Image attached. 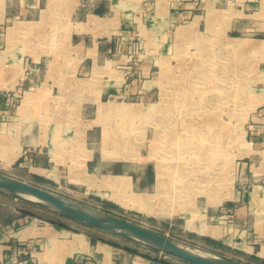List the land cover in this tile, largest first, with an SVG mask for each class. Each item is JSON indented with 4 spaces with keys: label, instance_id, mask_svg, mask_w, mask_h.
<instances>
[{
    "label": "rangeland",
    "instance_id": "1",
    "mask_svg": "<svg viewBox=\"0 0 264 264\" xmlns=\"http://www.w3.org/2000/svg\"><path fill=\"white\" fill-rule=\"evenodd\" d=\"M64 1L59 4L56 0H49L46 10H43L42 22L51 17V14L55 19L51 21L53 29L50 31V39H48L49 34H46L45 39H39L32 35L20 36L21 42L26 44L24 52L29 54V61L31 58L38 60L32 64L28 62L25 64L26 66L32 65L36 74H49L48 72H50L53 75H61L53 79L54 83L51 82L50 94L43 93L41 99L37 97L33 99L30 112H27L24 117L27 119L23 126L22 124L19 126V135L17 134V138H15L17 140L26 137L28 133L30 135L34 133L38 138L45 132L51 138L53 132L62 148L64 159L62 158L61 163L63 166L59 168L57 165L62 171H59L57 167L56 170H53L52 166L45 171L32 168L24 159L15 158L17 151L14 141L8 144V142L0 140V172L44 187L67 199L166 233L181 244L217 254L221 253V255L239 259L248 264H263L260 259L247 253L248 251L256 252L257 249L256 245L251 244L249 240L252 231L251 219L241 227L237 226L236 222H230L229 218L234 215L232 212V216L228 219L215 217L217 214L223 215L221 209L225 206H242L240 214L247 215L248 212V216H251L254 204L257 211L256 216L260 215L261 217L264 213V194L260 195L259 203L255 202L254 198L252 199L255 185H264V178L259 182L253 178V171L255 172L259 166H264V153H262L264 150V92L255 89L262 84L256 85L255 70L251 68L250 59L248 60L251 54L245 53L241 56L233 48L217 46L205 48L203 45L180 41L179 44L172 47L170 45L164 50L165 58L163 60L167 67L160 69V74H169L170 77L165 80L166 94L162 95V99L158 98L157 101L149 102L141 100L139 95H125L115 99H108L105 95L103 100H111V102H101L98 112L96 104L88 103L90 106H86L85 112L81 116V103H83L81 97L78 94L80 101H75L77 96L69 87L72 82L67 79L68 77H63V74H80V70L75 71V67L78 56H81L79 54L72 57L71 44L67 40L69 38L67 32L71 33L70 29L67 30V26L70 25L64 22L61 16L54 14L60 6H63ZM155 1L144 0V3L146 6L155 7ZM210 1L212 0H194L196 13L201 15L199 34L205 28V6ZM214 1L220 7V0ZM179 2L184 1L179 0ZM166 33L168 34V31L164 33V38H167ZM173 33L172 30L171 40ZM139 36L140 31L134 29H125L117 34L115 36L116 57L126 55L129 60V56L130 58L132 56L139 58L140 54V59L149 56L154 58L155 45L145 48L140 45L129 47V44L126 43L125 37L137 41ZM209 36L215 37L214 35ZM151 37L153 36L151 35ZM202 38H205L204 33L197 37V41L202 43L203 41H200ZM77 40L78 37L74 35L72 42L76 43ZM115 61L111 69L123 70L126 63L117 62V58ZM140 63L141 60L134 63L131 74L140 71ZM107 72V68L100 66L97 71H94V74H106ZM220 82L223 86L222 89H226L227 93H225L226 90L224 93H218L219 86L215 85ZM83 83L82 101L96 100L99 97L98 91L101 89L102 79L97 78L96 75L83 80ZM63 86L67 88L66 91L61 89ZM63 94L65 97L62 96ZM29 96L26 95L27 98ZM259 97L262 100L260 102H258ZM156 102L159 103L160 108H157ZM112 104L121 105L126 112L119 110L120 112L111 114L109 110ZM205 116L210 118L211 125L203 126ZM17 121L19 120L17 119ZM196 123L200 125H196ZM90 127H92L91 130H89ZM88 130L91 132L88 137L94 136L96 140L91 144L90 141L85 146L84 133ZM258 135H261L259 141ZM0 136L2 137L1 133ZM12 137L14 138L16 135L11 133L7 140L11 141ZM53 144L50 152L51 159L60 162L59 144L56 142ZM12 146H14V151ZM92 147L95 149L93 152L88 149ZM99 147H101L103 160H127L129 157L132 160L131 168L135 171L140 170L138 166L142 167V163H146L154 169L157 162H165L167 173L171 175L162 176L161 179H166L167 183H170L173 178H176V187L180 184L178 181L180 175L181 178L183 177V182L189 180V185L195 181L198 166L205 163L206 155L212 158L220 156V161L224 164H222L220 174L223 175L221 177L225 180V186L222 184L218 193L213 194L206 204L204 203L206 198L201 196V192L196 195L192 204L186 206L187 208L181 205L183 198L179 200L178 196L175 202L165 201L174 204L175 215L171 217H169L170 215H165L168 217L159 216V214L146 209L145 202L142 201L146 193L153 195L157 192L155 184L149 190L135 192L131 189V179L128 175H99L98 171L93 173L95 171L91 167L85 166L84 163L88 162L87 159L91 157L92 153L94 158L88 162V165H94L99 160ZM3 150L5 155L2 153ZM9 154L10 156H8ZM70 159L74 163L69 167L71 170L69 175L67 172L69 169L66 166ZM7 161L10 162L6 164ZM155 169L157 168L155 167ZM32 171L39 172L41 176ZM36 176L46 181L38 180ZM194 190L193 184L187 190L189 196L193 194ZM113 192H119L122 195L121 201L116 202L110 199ZM166 192L160 197L154 195L150 202L158 204L161 199L167 200L166 196L172 191ZM0 201L4 202L7 207L3 211V215H7L12 207L18 208L21 211L30 212L29 216L32 219L36 218L42 223L54 224L77 232L85 231L95 240L98 239L123 249L125 247L136 249L138 252L136 254L149 260L157 258L165 260L168 264H192L176 256L153 250L147 244L120 235L115 231L98 229L84 222L65 218L2 189H0ZM103 201L116 203V207L107 206ZM211 205L212 207H210ZM201 220H204L208 225H221V227L219 226L220 234L213 238L221 235V228L224 229L222 237L213 239L210 238L212 236L196 231L197 229L193 226L201 224ZM260 224L261 221H257L256 225ZM224 238H229L230 245L222 243ZM207 239H212L216 243L213 244ZM32 249L33 247L29 250ZM16 257L15 255L14 261L17 259Z\"/></svg>",
    "mask_w": 264,
    "mask_h": 264
},
{
    "label": "crops",
    "instance_id": "2",
    "mask_svg": "<svg viewBox=\"0 0 264 264\" xmlns=\"http://www.w3.org/2000/svg\"><path fill=\"white\" fill-rule=\"evenodd\" d=\"M56 1L61 4L63 0ZM183 1L156 0L155 7L146 6L144 0H65L63 2V6H60L54 14L61 16L62 20L70 25L67 26V30H71L70 34L67 32V37H69L67 40L71 44L72 57L81 54L78 56L75 67V71L80 70V74H63V77L66 76L71 80L73 85L69 87L77 96L75 101H80L78 98L80 95L81 102H85L81 103V116L86 106H90L88 103L96 104L98 112L101 102H111V100H103L105 95L108 99L139 95L141 100L149 102L157 101L158 98L162 99V95L166 94L165 80L170 77L169 74H160V69L167 67L163 60L164 50L170 45L172 47L179 44L180 41L203 45L205 48L212 46L233 48L241 56L245 53L251 54L248 60L250 59L251 68L255 70L256 85L262 84L255 89L264 92V0H220V7L215 4L214 0L208 2L204 14L205 28L201 31L205 35V38L200 40L203 41L202 43L197 41V37L201 35L198 33L201 15L196 13L194 0ZM48 2L49 0H0V133L2 137H6L0 136V140L8 144L14 141L17 151L15 158H22L32 168L43 171L50 166L53 170H56L57 165L59 168L63 166L61 144L55 139L53 132L51 138L46 132L38 138L34 133L31 135L28 133L26 137L17 140L15 138L20 131L19 126L21 124L23 126L27 119L24 117L27 112H30L33 99L36 97L41 99L43 93L50 94L51 82L61 75H53L50 72L49 74H36L32 65L26 66L28 62L32 64L38 60L31 58L29 61V54L24 52L26 44L21 42L20 38V36L32 35L45 39L46 34H49L48 39H50L53 14L42 22V13L46 10ZM125 29L140 31L141 38L138 37V42L125 37L129 47L140 45L145 48L155 45L154 58L149 56L140 59V54L139 58L129 56V60L126 55L116 57L115 36ZM172 30L174 33L171 40ZM167 31V38H164V33ZM74 35L78 37L76 43L72 42ZM151 35L155 37V40ZM27 49L30 50V48ZM115 58L117 62L126 63L123 70L111 69L116 62ZM137 60H141L140 71L131 74ZM100 66L107 68L108 72L94 74ZM96 75L97 78L102 79L101 89L98 91L99 97L94 101H82L83 80ZM215 86H219L218 93H224L226 90L222 89L221 82ZM61 89L66 91L67 88L63 86ZM26 95L31 96L27 98ZM62 96L65 97L64 94ZM260 101L262 100L259 97L258 102ZM158 104L156 102V105ZM157 108H160V105ZM91 129L92 127L89 128ZM89 130L84 133L85 146L90 141L91 144L96 140L94 136L88 137V134H91ZM76 131L78 133V130ZM11 133L16 137H12L10 141L7 138ZM260 136L257 137L258 141L261 139ZM54 142L59 144L60 162L51 159L50 152ZM14 146H12L13 151ZM88 149L92 152L95 150L94 147ZM2 153L5 155L4 150ZM99 154V160L94 165H88V162L94 158L93 153L87 159L88 162L84 163L86 167H91L95 171L93 173L98 171L99 175H128L131 179V189L135 192L146 191L154 187L155 166L152 169L148 164L142 163V167L138 166L140 170L135 171L131 168L132 160L129 157L127 160L105 161L101 155V147H99ZM53 162L55 165L52 164ZM67 162L66 167L69 169L67 172L70 175L69 167L74 161L70 159ZM59 168L57 167L58 170ZM32 172L41 176L37 171ZM253 175L256 182L264 178V166L257 167ZM261 194H264V185H255L252 199L254 198V201L259 203ZM242 208V206H225L221 209L223 215L217 214L215 217L228 219L233 213L234 215L229 218L232 220L230 222H236L237 226L241 227L251 219L252 231L249 240L251 244L256 245L257 249L256 252L248 251L247 253L262 260L264 259V255L261 254L264 247V213L261 217L256 216L257 211L253 204V215L248 216V212L247 215H242L240 214ZM6 209V204L0 201V264H159V262L131 253L113 244L95 240L85 231L77 232L54 224L42 223L36 218L32 219L18 208L12 207L7 215H3ZM257 221H261L259 226L256 225ZM209 225L214 234H210L209 236H212L210 238L218 236L221 225ZM221 230V235L213 239L222 237L224 229L221 228ZM79 236L84 238L81 243L78 240ZM228 240L229 238H224L222 243L230 245ZM30 247L33 249L29 250ZM15 255L17 259L14 261Z\"/></svg>",
    "mask_w": 264,
    "mask_h": 264
},
{
    "label": "water",
    "instance_id": "3",
    "mask_svg": "<svg viewBox=\"0 0 264 264\" xmlns=\"http://www.w3.org/2000/svg\"><path fill=\"white\" fill-rule=\"evenodd\" d=\"M0 189L19 195L65 218L75 219L98 229L115 231L145 243L156 251L192 264H248L239 259L181 244L166 233L67 199L44 187L1 172Z\"/></svg>",
    "mask_w": 264,
    "mask_h": 264
},
{
    "label": "bare ground",
    "instance_id": "4",
    "mask_svg": "<svg viewBox=\"0 0 264 264\" xmlns=\"http://www.w3.org/2000/svg\"><path fill=\"white\" fill-rule=\"evenodd\" d=\"M119 110L121 112H126L121 105H117V104H112L109 112L111 114H115ZM203 120H204V122L202 123L203 126H207V125H211L212 124V122L210 121V118L209 117H206ZM197 123H196V125H200V124H197ZM217 125L219 126L221 124H217ZM219 147L221 148L220 145H219ZM112 156H115V155H112ZM205 158H206V160H204L205 163H203V165L200 164L198 166V172H197V174H196V176L194 178L195 181L191 184V185L194 184L195 190H194L193 194H190V196H189L188 191H187L191 187V185L188 184V181L189 180L188 181L186 180V181L183 182V177L181 178V175H180L179 176V180H178L180 184H178L177 187L175 186V180H176V178H173L170 181V183H167V180L166 179H163V178L161 179L162 176H167L168 177V175L169 176L171 175V174L167 173L166 163L165 162H163V163L162 162H157L154 165L157 168V169H155L156 176H157L156 179H155V182H156L155 183V185H156L155 188H156L157 192L155 194H153V195L147 194V193H146V195H144L145 197H143V200L142 201L145 202V208L148 209L151 212H155L156 214H159V216L170 215L169 217H171V216L175 215L174 214L175 212L173 210L174 204H171V203L172 202H175V199H176L177 196H178V199L179 200H181L183 198L181 200L183 202V204H181V205L186 207L187 205L192 204L195 201L196 195L197 194H200V192H201V196H204L206 198L205 199V202H204L206 204V201L211 196H213V194L218 193V191L220 190L222 184L224 185V181L225 180H223V177H221L222 174H220L221 167H222V164H223V162L220 161L221 160L220 159V156L217 157V158H212V157L206 155ZM9 162L10 161H7L6 164H8ZM179 172H180V170H179ZM99 178H100V176H99ZM157 179H158V181H157ZM107 181H108V179H107ZM167 185H168V187H167ZM226 186H227V183H226ZM186 188H187V190H185ZM166 191H172L171 193H169L166 196L167 197V200H164V199L162 200L161 199V200H159L158 204H156V203L154 204L153 202L152 203L150 202L151 200H153L154 195L160 197L161 195H164ZM166 193H168V192H166ZM121 198H122V195H120L119 192H113L110 195V199H112V200H114L116 202L117 201H121ZM219 199H221V198L219 197ZM165 201H167V202L168 201H172V202L171 203H166ZM165 217H168V216H165ZM200 223H201L200 225L193 226L195 229H197L196 231H198L200 233H203V234H207V235H210V234L213 233L212 232V227L210 225H208L204 220H201ZM212 235H214V234H212ZM78 240L81 243L82 241H84V238L82 236H79L78 237ZM74 247L75 246H73V248ZM200 250H202V249H200ZM261 254L264 255V249L262 250V253Z\"/></svg>",
    "mask_w": 264,
    "mask_h": 264
},
{
    "label": "trees",
    "instance_id": "5",
    "mask_svg": "<svg viewBox=\"0 0 264 264\" xmlns=\"http://www.w3.org/2000/svg\"><path fill=\"white\" fill-rule=\"evenodd\" d=\"M36 178L38 180H41V181H46L45 179L39 177V176H36ZM103 203L107 206H110V207H116L115 204L111 203V202H107V201H103ZM24 214H28V215H31L30 212L28 211H25L23 210L22 211ZM60 226H63L62 224H59ZM209 242L211 243H216L214 240L212 239H207ZM126 250H128L129 252L131 253H138L136 249H133V248H130V247H125ZM154 250V249H153ZM148 257V256H147ZM254 258H256L255 256H253ZM153 261L155 262H159V263H162V264H168L165 260H162V259H157V258H151ZM261 262L264 264V259L261 260Z\"/></svg>",
    "mask_w": 264,
    "mask_h": 264
},
{
    "label": "built area",
    "instance_id": "6",
    "mask_svg": "<svg viewBox=\"0 0 264 264\" xmlns=\"http://www.w3.org/2000/svg\"><path fill=\"white\" fill-rule=\"evenodd\" d=\"M31 248V247H30Z\"/></svg>",
    "mask_w": 264,
    "mask_h": 264
}]
</instances>
